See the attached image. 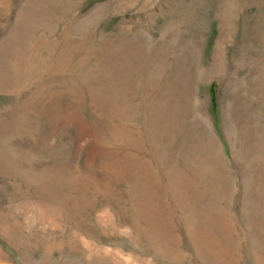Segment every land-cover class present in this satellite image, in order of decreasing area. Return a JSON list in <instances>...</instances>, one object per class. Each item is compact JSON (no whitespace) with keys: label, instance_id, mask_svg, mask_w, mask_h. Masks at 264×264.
Instances as JSON below:
<instances>
[{"label":"rangeland","instance_id":"obj_1","mask_svg":"<svg viewBox=\"0 0 264 264\" xmlns=\"http://www.w3.org/2000/svg\"><path fill=\"white\" fill-rule=\"evenodd\" d=\"M0 264H264V0H0Z\"/></svg>","mask_w":264,"mask_h":264}]
</instances>
